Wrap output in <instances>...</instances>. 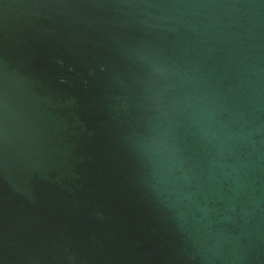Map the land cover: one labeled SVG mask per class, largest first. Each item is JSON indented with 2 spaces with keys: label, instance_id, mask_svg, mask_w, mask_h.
<instances>
[{
  "label": "water",
  "instance_id": "obj_1",
  "mask_svg": "<svg viewBox=\"0 0 264 264\" xmlns=\"http://www.w3.org/2000/svg\"><path fill=\"white\" fill-rule=\"evenodd\" d=\"M0 264H264V0H0Z\"/></svg>",
  "mask_w": 264,
  "mask_h": 264
}]
</instances>
